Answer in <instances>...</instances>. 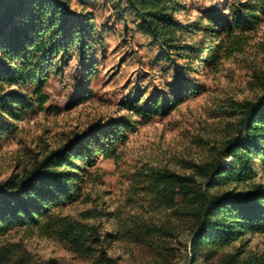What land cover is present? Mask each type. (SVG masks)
Masks as SVG:
<instances>
[{
	"label": "trees",
	"instance_id": "obj_1",
	"mask_svg": "<svg viewBox=\"0 0 264 264\" xmlns=\"http://www.w3.org/2000/svg\"><path fill=\"white\" fill-rule=\"evenodd\" d=\"M125 2L138 18V30L166 60L188 61L203 69H217L221 60L243 54L264 23V0L238 1L226 14L210 11L205 26L199 23L202 18L198 23H180L175 0ZM199 33L204 37L195 40ZM102 40L92 14L72 10L66 0H0V152L4 139L20 132L19 123L28 116L61 112L47 106L48 71L72 58L86 60ZM175 83L171 99L157 96L139 105L135 97L124 108L145 123L154 116L166 117L191 95L183 89L190 80L179 72ZM260 89L254 99L229 101L223 113L236 119V125L208 160L190 164V174L150 165L133 173V190L159 209L172 211L179 226L185 227L191 253L185 264H197L201 251L207 253L204 264H264L256 257L239 260V248L219 259L215 255L238 242L244 244L247 236L264 235V81ZM133 127L126 118L90 124L45 150L21 175L0 183V264H8L17 254L15 245L4 240L19 229L42 230L91 264H118L104 244L118 236L102 237L92 223L99 216L114 217L112 212L89 209L70 216L62 211L90 200L85 187L97 184L98 178L92 179L90 173L95 157L118 161V150ZM225 159L230 162L221 164ZM130 230L134 241L154 250L165 237H173L170 222L162 225L140 217L132 221ZM159 256L163 259L161 252Z\"/></svg>",
	"mask_w": 264,
	"mask_h": 264
},
{
	"label": "rangeland",
	"instance_id": "obj_2",
	"mask_svg": "<svg viewBox=\"0 0 264 264\" xmlns=\"http://www.w3.org/2000/svg\"><path fill=\"white\" fill-rule=\"evenodd\" d=\"M66 1L72 10L92 14L98 30L103 32V40L86 60L72 58L48 71L44 86L47 106H55L61 112L50 115L37 112L28 116L19 123L20 132L4 139L0 183L11 175H21L45 150L56 148L68 136L85 130L90 124L126 118L134 127L118 150L119 160L97 155L95 167L90 169L92 179L98 178L97 184L85 187L90 200L68 205L62 214L76 216L89 209L112 212L114 217L99 216L92 223L99 227L102 237L118 236L117 240L104 242L107 254L116 258L118 264H185L191 256L185 227L179 226L172 211L159 209L153 200L133 190L136 184L133 173L137 167L150 165L190 174L192 164L198 165L210 158L236 125V119L223 113L229 101L251 100L261 92L264 23L243 54L221 60L217 69H203L188 61L166 60L153 41L138 30V18L125 0ZM175 1L176 19L180 23H198L202 18L199 23L204 26L208 12L226 14L230 5L245 2ZM203 37V33L196 34L195 40ZM177 72L190 80L191 84L183 89L191 95L168 116H154L145 123L124 108L123 104L135 97L139 105L157 96L171 99L176 90ZM229 162L230 159H225L221 164ZM137 217L162 225L170 222L173 237H165L156 250L134 241L129 231ZM247 238L244 244L238 242L215 254L216 259L223 254H235V248H239V260L264 259V235ZM4 243L14 244L17 252L8 264H91L71 252L63 242L38 229L11 232ZM206 254V251L200 252L197 264H204Z\"/></svg>",
	"mask_w": 264,
	"mask_h": 264
}]
</instances>
